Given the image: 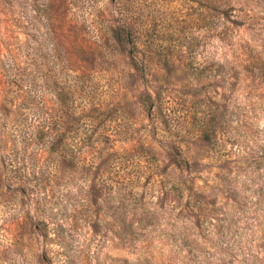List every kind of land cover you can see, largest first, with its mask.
I'll return each mask as SVG.
<instances>
[{
    "label": "rangeland",
    "instance_id": "374dc122",
    "mask_svg": "<svg viewBox=\"0 0 264 264\" xmlns=\"http://www.w3.org/2000/svg\"><path fill=\"white\" fill-rule=\"evenodd\" d=\"M1 159L0 264H264V0H0Z\"/></svg>",
    "mask_w": 264,
    "mask_h": 264
},
{
    "label": "trees",
    "instance_id": "16d2710c",
    "mask_svg": "<svg viewBox=\"0 0 264 264\" xmlns=\"http://www.w3.org/2000/svg\"><path fill=\"white\" fill-rule=\"evenodd\" d=\"M105 29H106V34L109 37L112 46H114L119 51H124L127 54L128 58H130V60H131L130 65L133 68H138V65L135 63L136 58H135L134 53H133L134 41H133V38L131 36L130 26L120 24V25H114V26H107L106 28L104 27V30ZM78 30H79V28L75 27V26H69V28H68V32L70 34L69 43H70V47H71V53L74 52L73 50L75 48H78L79 46H86L90 43V42H88L86 40H82L80 38V36H79L80 31H78ZM103 34H104V31H103ZM86 43H88V44H86ZM87 47H89V46H87ZM30 141H31V138H30ZM24 142H26V141H24ZM23 145L24 146H21V149L26 148L27 142L25 144L23 143ZM0 162H4V159H1ZM34 173L38 174L37 171H34ZM38 185H39V183H38Z\"/></svg>",
    "mask_w": 264,
    "mask_h": 264
}]
</instances>
